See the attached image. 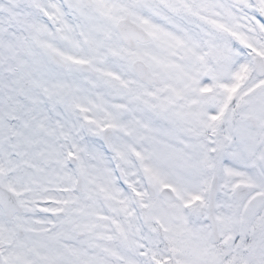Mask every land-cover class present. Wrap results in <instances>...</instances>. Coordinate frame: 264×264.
<instances>
[{
  "label": "snow or ice",
  "instance_id": "snow-or-ice-1",
  "mask_svg": "<svg viewBox=\"0 0 264 264\" xmlns=\"http://www.w3.org/2000/svg\"><path fill=\"white\" fill-rule=\"evenodd\" d=\"M0 264H264V0H0Z\"/></svg>",
  "mask_w": 264,
  "mask_h": 264
}]
</instances>
